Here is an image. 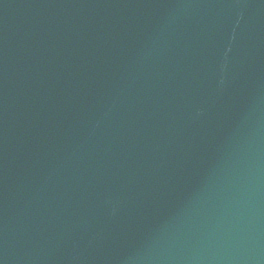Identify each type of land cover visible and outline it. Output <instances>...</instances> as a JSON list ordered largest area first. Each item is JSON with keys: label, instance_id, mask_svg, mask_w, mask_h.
<instances>
[{"label": "water", "instance_id": "1", "mask_svg": "<svg viewBox=\"0 0 264 264\" xmlns=\"http://www.w3.org/2000/svg\"><path fill=\"white\" fill-rule=\"evenodd\" d=\"M0 264H264V0H33L0 37Z\"/></svg>", "mask_w": 264, "mask_h": 264}]
</instances>
